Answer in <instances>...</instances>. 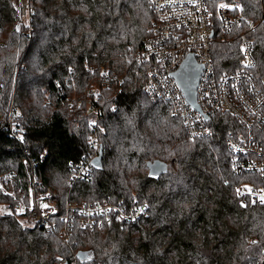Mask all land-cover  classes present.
Segmentation results:
<instances>
[{
    "label": "trees",
    "instance_id": "1",
    "mask_svg": "<svg viewBox=\"0 0 264 264\" xmlns=\"http://www.w3.org/2000/svg\"><path fill=\"white\" fill-rule=\"evenodd\" d=\"M150 1L29 0L19 27L17 0H0V182L11 188L0 187V204H27L37 182L56 208L51 228L0 212V264H258L264 203H243L236 187L264 181L231 168L226 140L238 122L216 113L210 134L189 136L172 102L145 92L152 62L136 52ZM236 1L241 21L213 40L217 70L235 68L238 32L262 67L264 0ZM100 146L98 170L90 159ZM155 159L166 170L151 178ZM81 202L109 210L81 227L68 209ZM131 211L140 214L119 216Z\"/></svg>",
    "mask_w": 264,
    "mask_h": 264
},
{
    "label": "built area",
    "instance_id": "2",
    "mask_svg": "<svg viewBox=\"0 0 264 264\" xmlns=\"http://www.w3.org/2000/svg\"><path fill=\"white\" fill-rule=\"evenodd\" d=\"M222 4L228 7H220ZM237 5L240 6L236 0H151L149 6L154 17L136 58L152 62L144 85L145 92L153 100L171 101L174 113L182 118L189 136L210 134L208 121L213 114L232 116L239 128L226 140L231 168L237 174H254L264 181V59L261 68L255 65L252 40L245 32L229 38L238 39L234 69L217 70L211 57L213 40L217 36L223 39L226 34L234 32L233 26L241 21V6L236 8ZM16 7L18 24L28 26L33 12L29 0H17ZM27 33H30L28 28ZM189 53L202 66L195 89L198 109L186 100L172 76ZM37 185V182L28 185L27 204L23 201L15 206L6 204L7 210L3 213H17L28 225L54 227L51 215L56 208L51 201V191L36 193ZM237 192L243 203H262L264 184L244 182ZM68 209L78 213L81 227L92 228L99 224L98 218L109 210V206L100 202H81L68 204ZM139 214V211L120 212L119 216L133 220ZM258 264H264V248Z\"/></svg>",
    "mask_w": 264,
    "mask_h": 264
},
{
    "label": "water",
    "instance_id": "3",
    "mask_svg": "<svg viewBox=\"0 0 264 264\" xmlns=\"http://www.w3.org/2000/svg\"><path fill=\"white\" fill-rule=\"evenodd\" d=\"M202 66L195 62L193 54L189 53L184 60L180 63L176 71L172 73V76L177 81L181 90L184 93L186 100L196 109H198L196 103L195 89L201 74ZM207 118V116L205 117ZM102 147L98 149V153L90 160V165L94 169H101ZM147 175L151 178H157L159 174L166 170V163L158 159L147 161ZM62 264H68L64 262Z\"/></svg>",
    "mask_w": 264,
    "mask_h": 264
},
{
    "label": "rangeland",
    "instance_id": "4",
    "mask_svg": "<svg viewBox=\"0 0 264 264\" xmlns=\"http://www.w3.org/2000/svg\"><path fill=\"white\" fill-rule=\"evenodd\" d=\"M17 21H18V19H17ZM23 24L21 23V25H19V27H21ZM23 28V27H22ZM25 29V28H24ZM26 30H27V27H26ZM13 94V90L11 91V95ZM89 101L90 100H88L87 99V102H86V105H89L90 103H89ZM89 141L90 142H92V143H94L95 144V148H96V146H98L97 144H98V139H95L94 137H90L89 138ZM97 149V148H96ZM99 149V148H98ZM94 157V156H93ZM92 157V158H93ZM91 158V159H92ZM90 159V160H91ZM93 168V167H92ZM7 173H9V172H7ZM4 176H3V174H0V179H2V180H4V178H3ZM242 183H244V182H242ZM242 183H240V184H242ZM239 184V185H240ZM239 185L236 187V191H237V188L239 187ZM244 185H247V184H244ZM6 186V184L5 183H3V182H0V187L3 189L4 187ZM5 188H7L8 190H11V188H10V186H7V187H5ZM8 192V191H7ZM54 193V192H53ZM238 193V192H237ZM7 205L6 204H0V212L1 213H3V211H6L7 210ZM21 213H22V210L20 211ZM17 220H18V222L21 224V225H26V223L22 220V216H19L18 218H17ZM264 248V247H263Z\"/></svg>",
    "mask_w": 264,
    "mask_h": 264
},
{
    "label": "snow or ice",
    "instance_id": "5",
    "mask_svg": "<svg viewBox=\"0 0 264 264\" xmlns=\"http://www.w3.org/2000/svg\"><path fill=\"white\" fill-rule=\"evenodd\" d=\"M220 7L224 8V7H228V5L222 4V5H220ZM239 7H240L239 5L236 6V8H239ZM242 51H244V49H242ZM246 66H248V65H246ZM261 202L264 203V197H261ZM44 207H47V205H44ZM141 211H143V209H141ZM58 259H59V257H58ZM86 259L90 260L91 257H87Z\"/></svg>",
    "mask_w": 264,
    "mask_h": 264
}]
</instances>
